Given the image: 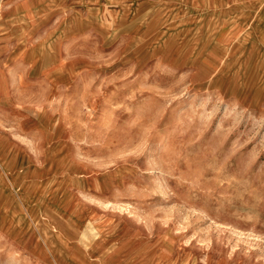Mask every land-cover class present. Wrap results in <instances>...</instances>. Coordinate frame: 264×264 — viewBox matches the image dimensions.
Wrapping results in <instances>:
<instances>
[{
	"label": "rangeland",
	"instance_id": "rangeland-1",
	"mask_svg": "<svg viewBox=\"0 0 264 264\" xmlns=\"http://www.w3.org/2000/svg\"><path fill=\"white\" fill-rule=\"evenodd\" d=\"M0 1V264H264V0Z\"/></svg>",
	"mask_w": 264,
	"mask_h": 264
},
{
	"label": "crops",
	"instance_id": "crops-1",
	"mask_svg": "<svg viewBox=\"0 0 264 264\" xmlns=\"http://www.w3.org/2000/svg\"><path fill=\"white\" fill-rule=\"evenodd\" d=\"M75 27L76 24L74 21H70L68 18L65 20L64 32L74 30ZM34 54L38 61L37 69L34 68L32 63H28V60L32 62L31 58H27L28 56L26 55L24 58V56L21 55L22 57L17 59V54L15 56V61L25 60L26 63H22L26 66L25 69H10L3 72L0 65V88H3L2 92L4 88H31V85L33 87L34 84L39 86L45 85L47 88L64 87V72L66 68L63 66V63H60L61 58L58 51L49 45H41L34 49ZM3 95L4 92L0 95V101Z\"/></svg>",
	"mask_w": 264,
	"mask_h": 264
},
{
	"label": "bare ground",
	"instance_id": "bare-ground-1",
	"mask_svg": "<svg viewBox=\"0 0 264 264\" xmlns=\"http://www.w3.org/2000/svg\"><path fill=\"white\" fill-rule=\"evenodd\" d=\"M205 1V0H204ZM0 3H1V1H0ZM261 3V2H260ZM209 5V4H208ZM200 7V6H199ZM203 9V8H202ZM249 10V9H248ZM248 10H246V11H248ZM250 47V46H249ZM228 80V79H227ZM232 82V81H231ZM55 148V147H54ZM16 171V170H15ZM19 176V175H18ZM63 219V218H62ZM3 220V219H2Z\"/></svg>",
	"mask_w": 264,
	"mask_h": 264
}]
</instances>
